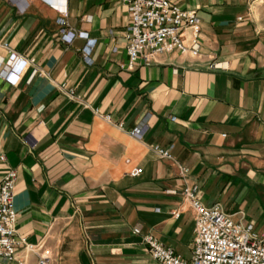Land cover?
I'll return each mask as SVG.
<instances>
[{
	"label": "crops",
	"instance_id": "obj_1",
	"mask_svg": "<svg viewBox=\"0 0 264 264\" xmlns=\"http://www.w3.org/2000/svg\"><path fill=\"white\" fill-rule=\"evenodd\" d=\"M15 1L0 0V55L31 63L16 85L0 77V179L16 170V234L32 246L0 264H157L145 234L189 259L186 184L264 233V0H171L196 11L199 53L131 69L121 0ZM62 27L95 41L91 64L86 39L65 43ZM144 115L138 139L128 131Z\"/></svg>",
	"mask_w": 264,
	"mask_h": 264
},
{
	"label": "built area",
	"instance_id": "obj_2",
	"mask_svg": "<svg viewBox=\"0 0 264 264\" xmlns=\"http://www.w3.org/2000/svg\"><path fill=\"white\" fill-rule=\"evenodd\" d=\"M126 7L128 25L125 34V49L128 55L126 67L131 69L135 64H151L163 53L179 52L197 55L200 51L198 34L200 20L195 10L184 9L171 0H121ZM19 11H24L25 0L15 1ZM62 17L58 19L61 25H66L65 9L60 10ZM190 29L191 42L184 44L182 34ZM86 39L81 48L85 63L91 64V51L94 40L85 32H74L62 27L59 39L70 43L75 37ZM30 60L17 53L0 55V77L11 85H16L22 76L23 65ZM219 62H212L209 68H217ZM21 70V72H20ZM36 71L33 72V74ZM32 74V75H33ZM110 119L109 115H105ZM122 123H118L121 127ZM149 129L148 115L129 129V134L141 139ZM153 150L159 157L170 158L169 149L153 145ZM183 173L188 168L183 167ZM141 168H135L131 174L137 175ZM16 170L7 168L0 179V258L12 259L20 244L31 247L23 237L16 234L17 214L13 207L15 194ZM181 195L190 202L194 211V238L191 245V256L183 258L170 246L165 245L150 234L143 236L147 251L157 264H264V233L254 230L252 222H236L220 204L205 205L200 199V190L196 185H185ZM139 233V228L133 229ZM48 257L41 254L37 264H47Z\"/></svg>",
	"mask_w": 264,
	"mask_h": 264
},
{
	"label": "rangeland",
	"instance_id": "obj_3",
	"mask_svg": "<svg viewBox=\"0 0 264 264\" xmlns=\"http://www.w3.org/2000/svg\"><path fill=\"white\" fill-rule=\"evenodd\" d=\"M234 218H237V217H234Z\"/></svg>",
	"mask_w": 264,
	"mask_h": 264
}]
</instances>
